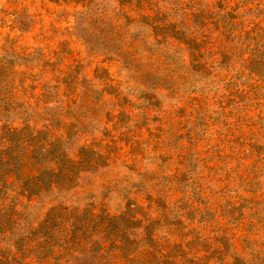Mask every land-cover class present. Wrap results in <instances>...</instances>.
<instances>
[{"label":"rangeland","instance_id":"1","mask_svg":"<svg viewBox=\"0 0 264 264\" xmlns=\"http://www.w3.org/2000/svg\"><path fill=\"white\" fill-rule=\"evenodd\" d=\"M0 264H264V0H0Z\"/></svg>","mask_w":264,"mask_h":264}]
</instances>
